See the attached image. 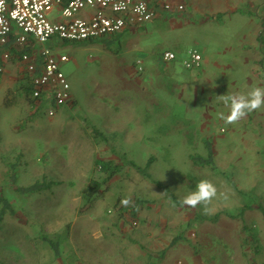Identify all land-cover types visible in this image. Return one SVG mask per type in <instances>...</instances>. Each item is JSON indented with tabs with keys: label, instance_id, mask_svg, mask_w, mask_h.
I'll use <instances>...</instances> for the list:
<instances>
[{
	"label": "rangeland",
	"instance_id": "rangeland-1",
	"mask_svg": "<svg viewBox=\"0 0 264 264\" xmlns=\"http://www.w3.org/2000/svg\"><path fill=\"white\" fill-rule=\"evenodd\" d=\"M174 2L186 8L54 46L69 57L63 70L76 100L54 115L51 104L7 105L8 83H0V211L12 203L0 221V264H264V247L242 245L245 226L264 244V108L227 124L219 99L246 93L252 78L264 88V43L252 47L258 69H237L240 56L227 51L239 41L240 8ZM246 9L264 19V2ZM191 47L205 60L197 76L162 60L165 50L184 58ZM12 56L6 66L18 72ZM97 158L121 169L92 206L83 190L102 176ZM202 179L217 188L208 215L204 205L180 203ZM37 182L44 187L21 190ZM139 197L135 217L129 206ZM44 235L61 240L59 255Z\"/></svg>",
	"mask_w": 264,
	"mask_h": 264
},
{
	"label": "built area",
	"instance_id": "built-area-1",
	"mask_svg": "<svg viewBox=\"0 0 264 264\" xmlns=\"http://www.w3.org/2000/svg\"><path fill=\"white\" fill-rule=\"evenodd\" d=\"M64 1L0 0V47L9 45L24 49L33 40L41 44L38 52L30 54L25 51L20 57L25 67L35 73L32 78L34 96L50 91L57 107L69 103L73 95L71 83L62 68L69 58L67 54L57 55L53 51L50 46L52 40L98 38L118 33L129 25L152 21L161 11L185 9L184 3L174 0H67L63 4ZM58 7L64 19L57 21L51 15ZM87 8H93V14L81 16L80 12ZM2 56L9 59L11 50H5ZM179 57L173 50L162 52L164 62H173ZM182 62L188 69L195 70L202 65L203 55L198 48L191 47ZM55 111L56 108L52 107L49 114L54 115Z\"/></svg>",
	"mask_w": 264,
	"mask_h": 264
},
{
	"label": "trees",
	"instance_id": "trees-1",
	"mask_svg": "<svg viewBox=\"0 0 264 264\" xmlns=\"http://www.w3.org/2000/svg\"><path fill=\"white\" fill-rule=\"evenodd\" d=\"M67 0L64 1L63 4H66ZM96 38H93L91 40H94ZM261 41L264 43V36H262ZM64 41H68V40H64ZM6 49H10L12 50V52H14L15 54H17L18 56L22 55L23 52L27 51L30 54H33V52L35 51L34 48V42L32 41L31 45L25 47L24 49H19V48H15V47H11L9 45L5 46ZM2 53V49H0V68H2L4 66L5 61L2 59L1 56ZM40 69L37 70V72H39ZM2 74V70H0V75ZM35 73L30 72L24 65V68L20 71V77L18 79V82L16 83L15 87H12L8 94L9 97H7L6 99V104L7 105H11L12 103L16 102L18 99H22L24 102H27L29 104V106L31 107V109H40L42 106H44L45 104H51L53 107L57 108L56 104H55V99L53 97L52 92H41V94L39 96H34V90H35V86L33 84V75ZM76 101V100H75ZM96 133L98 135H100L99 131L96 129ZM212 153V152H211ZM210 159L207 160L206 163H210ZM95 167L96 169H99L102 172V176L101 178H93L90 180L89 184L84 188L83 190V196L86 197L88 203L90 205H94L95 202L99 199L100 195L105 191V189L107 187H105L106 185L109 184V181L114 178V176L120 171L121 169V165L119 163H117L114 159H101V158H97L95 161ZM141 169V168H138ZM142 172L145 174L146 177L150 178L153 182L157 183L158 185H163L164 184L156 179H154L150 173H146L142 170ZM44 186L40 185L38 182L31 184L29 186L23 187L21 190L25 191L26 193H33L36 192L40 189H42ZM20 189V188H19ZM2 198L0 199V203H2ZM135 204H132L131 206H129V209L132 211V214L135 215V217L138 214V208L139 206H142L144 204V199L143 198H136L134 200ZM6 203V201H5ZM12 203L9 202V200L7 201V203L5 204L4 208L2 209V211H0V221L3 220L4 216L8 213V210L12 209ZM7 205V206H6ZM8 207L9 209L7 210ZM6 208V209H5ZM125 209V207H124ZM128 209V208H127ZM13 212H11L12 214ZM248 227H244L243 231H242V235L245 234L244 238H243V243L242 245L244 247H248L251 246L252 244L255 245V251L261 252L263 250L264 244L262 242V239L259 235L255 234L254 231L252 230L251 233L249 231ZM43 237H46L45 239L49 240V242L51 243V247L55 250L56 254H60V250H59V243H60V239L57 240H53L52 238L44 235ZM42 238V237H41Z\"/></svg>",
	"mask_w": 264,
	"mask_h": 264
},
{
	"label": "crops",
	"instance_id": "crops-1",
	"mask_svg": "<svg viewBox=\"0 0 264 264\" xmlns=\"http://www.w3.org/2000/svg\"><path fill=\"white\" fill-rule=\"evenodd\" d=\"M262 2H264V0H210V5H209L210 9L212 11L222 12V13H225L231 7H238L234 11H237L240 8L238 13H241L240 14L241 18L237 19V23H238V26L241 27V30L239 31L241 34L239 36V41H236L234 44H231L229 46L230 50L227 51V54H234L236 56L239 55L240 57L238 60H236L235 68H237V69L244 68V70L249 72V74L251 72L255 71L256 69H258L259 65H261V63H259L257 60H255L256 63H254V58H253L254 52L252 51L253 50L252 47L255 44H257V42L263 43L260 38L263 36L261 28H262V24H264V19L262 17H260V15H258V13H255L256 16L254 14H252L253 16L250 14H246V12H249L248 11L249 9H246V8H250V9L255 8L256 9L257 6H259L260 3H262ZM185 8H186V4H185ZM93 12H94L93 8H87V9L82 10L80 12V15L84 16V17H90L93 14ZM51 18L53 20H57V21L64 19V17L60 13V7H58L52 13ZM33 42H34L35 52H38V50L41 49V44L37 43L34 40H33ZM60 43H61V39H58V38H56L50 42V46L53 49V51H54V46H57ZM0 49H2V53H1V56H2L3 53L5 52V50H7V49L5 47H0ZM56 54L59 55L61 53H56ZM11 55H13L12 58L14 56H18L17 54L12 52V50H11ZM20 56H18V59H19V62L23 65H22V68H21V66L17 67L18 72H15V71L12 72L13 70H11L10 68H7L6 63H4V66L2 67L3 68L2 81L0 83H2V82L8 83V92L12 87H15V85L18 82V79L20 77V71L24 68L25 64L21 60ZM38 57L40 58V55H38ZM2 59L4 61L7 60V59H4L3 56H2ZM176 61L180 62V61H182V58L179 57V59ZM204 61L205 60H204V56H203L202 65L204 64ZM165 63L170 64L171 67L176 65V64H173L170 62H165ZM63 64H62V68H63ZM254 64L257 67H255ZM202 65L199 68L193 70L192 71L193 74H195L197 76V72L202 67ZM39 69H40V67H39ZM7 71H8V73L10 72L11 74H8ZM226 83L227 82L224 80L222 86H224ZM249 83H250L251 87H254V78L250 79ZM217 86L219 87L220 85H217ZM241 86H248V85H241ZM238 93H240V92L238 91ZM72 95H73V92H72ZM72 101H75L74 95H73ZM27 105H29V104L27 103ZM52 107L53 106H50L49 109ZM49 109H48V111H49Z\"/></svg>",
	"mask_w": 264,
	"mask_h": 264
},
{
	"label": "clouds",
	"instance_id": "clouds-1",
	"mask_svg": "<svg viewBox=\"0 0 264 264\" xmlns=\"http://www.w3.org/2000/svg\"><path fill=\"white\" fill-rule=\"evenodd\" d=\"M219 99L229 108V114L222 115L221 119L225 120L227 124H236L248 113L264 108V88L252 87L246 93L220 95ZM216 195V186L210 180L202 179L197 183L195 190L186 195L180 203L192 208L204 205V214L208 215L210 214L208 206ZM121 203L124 206H129L131 199L124 198Z\"/></svg>",
	"mask_w": 264,
	"mask_h": 264
}]
</instances>
